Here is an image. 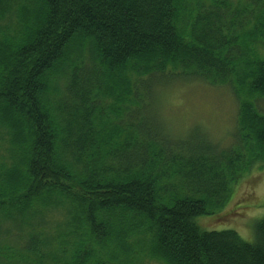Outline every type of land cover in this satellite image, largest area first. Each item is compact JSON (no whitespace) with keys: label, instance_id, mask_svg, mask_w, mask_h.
I'll use <instances>...</instances> for the list:
<instances>
[{"label":"trees","instance_id":"16d2710c","mask_svg":"<svg viewBox=\"0 0 264 264\" xmlns=\"http://www.w3.org/2000/svg\"><path fill=\"white\" fill-rule=\"evenodd\" d=\"M207 1L0 0V264H264V216L252 241L196 221L264 160V0ZM191 80L239 100L227 147L158 121L159 90ZM104 95L131 104L105 130Z\"/></svg>","mask_w":264,"mask_h":264},{"label":"rangeland","instance_id":"374dc122","mask_svg":"<svg viewBox=\"0 0 264 264\" xmlns=\"http://www.w3.org/2000/svg\"><path fill=\"white\" fill-rule=\"evenodd\" d=\"M230 1L232 5L236 4V0ZM203 2L208 3L207 0ZM226 10L228 9L222 7V11ZM13 19L15 21V17ZM254 45L256 51L264 55V45ZM157 95L161 112V118H158V121L160 123L163 121L174 136L186 140L188 144H193L199 140L200 134L204 133L205 139L211 140L213 145L216 143L219 148L232 144V132L238 119L239 100L229 86L211 85L199 80L178 81L162 87ZM102 100L106 108L105 114L107 113L106 120L101 121L102 129L121 125L120 117L131 104L120 103L111 95H104ZM254 102L259 111L264 113V98L255 97ZM152 108L156 109L155 104ZM154 109H149V113L156 112ZM149 113L144 111V116ZM157 116L160 117V114ZM2 137L4 138L0 141V162H9L5 150L7 136L2 134ZM233 182L225 206L219 210L214 209L211 214L197 216L196 221L203 229H234L243 239L252 241L254 224L264 216V160L256 161L249 170L238 175ZM56 222L59 224L56 225ZM69 222L64 212L61 214L60 211H53L47 215L46 232L51 238H49L51 247L56 244V239L64 240L63 245L67 252L73 247L77 239L70 235L72 226ZM137 237L140 238L141 235L131 234L127 242L131 244ZM135 255L132 257L133 260ZM135 258L137 259L135 264H164L160 260L148 257L146 253ZM50 263H52L51 260Z\"/></svg>","mask_w":264,"mask_h":264}]
</instances>
